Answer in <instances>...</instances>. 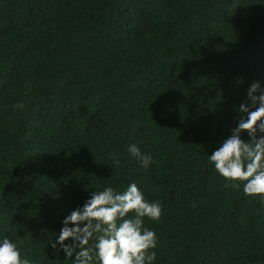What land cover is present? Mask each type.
Masks as SVG:
<instances>
[{
    "label": "trees",
    "instance_id": "1",
    "mask_svg": "<svg viewBox=\"0 0 264 264\" xmlns=\"http://www.w3.org/2000/svg\"><path fill=\"white\" fill-rule=\"evenodd\" d=\"M256 81L264 0H0V233L72 264L48 247L63 216L135 181L162 205L156 264H264V198L207 159Z\"/></svg>",
    "mask_w": 264,
    "mask_h": 264
},
{
    "label": "clouds",
    "instance_id": "2",
    "mask_svg": "<svg viewBox=\"0 0 264 264\" xmlns=\"http://www.w3.org/2000/svg\"><path fill=\"white\" fill-rule=\"evenodd\" d=\"M12 107L21 110L24 104L20 101ZM237 111L235 125L207 159L218 175L234 182L245 196L264 198V86L259 81L249 86ZM126 151L143 169L154 163L153 155L136 143H129ZM161 215V203L146 199L135 181L121 191L110 185L95 187L63 216L48 247L56 255L71 258L72 264H156L159 236L145 218L158 221ZM0 264H35L18 245L12 229L0 233Z\"/></svg>",
    "mask_w": 264,
    "mask_h": 264
}]
</instances>
